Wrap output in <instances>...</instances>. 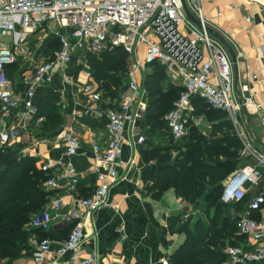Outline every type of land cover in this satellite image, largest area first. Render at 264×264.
<instances>
[{
	"label": "built area",
	"instance_id": "built-area-1",
	"mask_svg": "<svg viewBox=\"0 0 264 264\" xmlns=\"http://www.w3.org/2000/svg\"><path fill=\"white\" fill-rule=\"evenodd\" d=\"M187 1L201 25L186 16L182 0H0V146L29 141L31 145H24L21 153L34 155L30 152L40 142L36 134L43 120L35 101L36 88L52 81L57 72L66 82L73 83L74 77L65 70L74 54L84 58L88 52L100 53L122 45L132 58L130 80L117 107L101 105L102 91L94 82L86 81L79 86V92L89 102L92 101L86 110L106 119L107 138L103 144L97 142L92 147L95 152L92 170L98 182L94 192L88 196L79 193L77 184L80 178L69 161L45 155L38 161L40 168L50 175L45 181L49 189L62 188V179L69 175L66 188L74 206L60 212L64 195L57 192L44 209L33 214L27 222L25 227L28 230H48L54 217L59 218L62 225L70 226L67 238L55 245L50 237H39L35 231L32 232L34 235L29 240L35 264H47L49 254L57 258L69 254L66 264H104L95 253L83 258L78 254L85 238V217L111 204L109 186L118 179V167L123 163L121 154L127 127L135 126L146 111L148 92L143 71L150 63L159 62L166 66L171 76L183 86L173 108L165 115L175 140H181L188 134L192 119L195 123L203 120V115L192 114V98L201 96L213 107L228 112L243 143L242 156L256 159L245 162L223 181L222 201L243 200L261 181L264 151L252 145L242 122L245 117L229 51L208 31L200 0ZM39 29L56 30L58 46L36 57L31 39ZM141 45L144 46L143 57L139 55ZM22 60L28 67L21 74L20 83L24 91H18L13 87L5 66ZM242 97L248 107L251 97ZM21 102L22 107L16 117L9 121L12 110ZM60 104L62 108L67 106L64 93ZM261 116L264 120L262 110ZM145 135L138 134L134 143L143 142ZM62 139L67 156L79 152L81 141L73 131L62 133ZM263 203L264 193L261 192L254 195L247 209L239 214L238 232L251 240L226 245L230 263L252 264L264 260V217L253 215L255 209H264ZM162 264H171V261L162 259Z\"/></svg>",
	"mask_w": 264,
	"mask_h": 264
},
{
	"label": "crops",
	"instance_id": "crops-1",
	"mask_svg": "<svg viewBox=\"0 0 264 264\" xmlns=\"http://www.w3.org/2000/svg\"><path fill=\"white\" fill-rule=\"evenodd\" d=\"M200 4L208 25L220 32L236 53L239 72L238 82L235 81L237 93L240 91L242 96L251 97L246 108L257 140L248 131L246 120L242 118V122H244L252 145L259 151H264V120L261 116V110L264 111V0H200ZM247 17L250 19L248 20ZM49 34L52 32L49 31ZM45 46L43 43L39 45L35 51L36 57L45 54ZM143 53L144 46L141 45L140 57H143ZM80 57L79 54H74L65 70L67 74L74 77L73 83L66 82L57 72L52 81L37 86L36 102L50 92L57 91L60 97L64 93L67 106L66 108L61 107L63 122L57 129L45 132L38 128L36 135L40 142L30 153L36 154L38 161L44 158L43 155L65 159L75 166L80 179H86L91 175L94 176L92 170L95 155L92 149L93 144L97 142L103 144L107 138V131L105 117L98 116L93 111H87L86 107L92 101L89 102V99L79 92V86L86 81L94 82L98 86L89 70L81 68L76 71L77 67L83 64ZM27 67V63L23 60L19 61L16 72L10 76L13 87L18 91H24L20 80L22 72L24 73ZM150 69L148 66L143 73L145 74ZM167 72L171 76L168 70ZM171 81L182 85L172 76ZM118 101L117 104L113 101L114 105H109L110 102L105 100L106 105L102 103L101 105L117 107ZM147 103L148 100L145 109H147ZM92 106H94L93 103ZM21 107L22 102L12 110L9 121L16 117ZM145 116L146 111L144 117L135 126L128 125L127 127L121 154L123 163L118 167V179L109 186L111 204L100 207L85 217V238L78 250L82 258L95 253L104 264H162V259L166 258L171 261V256L186 240V233L180 228L182 223L187 217L195 220L203 214L195 203L179 195L174 187L167 188L159 198L152 197L146 189L144 174L147 170H155L158 165L155 160H145L143 142L134 143L138 134L146 133L142 126ZM42 117L44 120V116ZM196 124L200 125L204 132L211 130L210 121L206 118ZM66 131H73L81 141L79 152L70 156L65 154L66 144L62 139V133ZM245 159L247 162L256 160L253 157H245ZM69 178L68 175L62 179V188L53 189L64 195L60 212H65L74 206V201L66 188ZM90 184L93 185V182L88 180L86 185ZM97 184L95 180L91 194ZM261 192L264 193V167L261 181L248 192L249 197L243 208L233 210L234 213H232L239 217V214L247 209L250 199ZM260 214L264 217V209L260 210ZM67 226L62 225L59 218L54 217L50 227L54 228L51 231L54 237L50 236L54 240V245L62 240L59 238L61 233L57 231ZM33 235L31 233L30 238ZM248 240H251L248 236L239 238L240 243H247ZM30 246L32 248L28 252L24 251L15 264H35L33 246L31 244ZM69 256L66 254L57 258L49 254L47 264H66ZM252 264H264V260Z\"/></svg>",
	"mask_w": 264,
	"mask_h": 264
},
{
	"label": "trees",
	"instance_id": "trees-1",
	"mask_svg": "<svg viewBox=\"0 0 264 264\" xmlns=\"http://www.w3.org/2000/svg\"><path fill=\"white\" fill-rule=\"evenodd\" d=\"M57 46L58 36L55 35L49 39L46 52ZM84 58L102 91L101 103L106 105V100L109 105H114L113 101L117 104L130 80L131 54L120 45L100 53L88 52ZM82 66L80 64L76 71ZM149 66L151 69L144 74L148 105L142 126L146 135L155 132L160 138L169 136L171 141L157 143L152 136L143 141L145 160H155L158 165L155 170L145 172L146 189L152 197L159 198L167 188L174 187L190 202L199 200L203 203L201 217L195 220L187 217L182 223L180 228L186 233V240L171 256V264H232L225 247L228 243H240L239 238L243 237L238 233L239 217L233 214V209L241 210L249 196L247 194L238 202L225 203L221 193L229 172L247 162L241 156L243 143L228 112L213 107L201 96L192 98V114L203 115L209 120L211 130L204 132L192 119L188 134L175 140L165 115L173 108L183 86L171 79L165 85L169 74L161 63L153 62ZM5 67L9 76H13L18 62ZM37 103L38 114L44 116L40 130L57 129L63 122L60 94L50 92ZM24 145V142H17L0 146V264H15L24 251L28 252L32 248L29 243L32 232L36 231L39 237H54L51 235L54 228L28 230L25 227L32 215L42 211L57 191L46 187L45 181L50 175L40 168L38 157L21 153ZM89 178L80 179L77 184L84 196L90 195L94 188L95 174ZM88 180L93 185H86ZM253 215L261 218L260 210L255 209ZM69 229L67 226L58 230L59 238H67Z\"/></svg>",
	"mask_w": 264,
	"mask_h": 264
},
{
	"label": "water",
	"instance_id": "water-1",
	"mask_svg": "<svg viewBox=\"0 0 264 264\" xmlns=\"http://www.w3.org/2000/svg\"><path fill=\"white\" fill-rule=\"evenodd\" d=\"M182 4H183L184 11L186 13V16L190 20L195 22L196 24L201 25L200 19L197 16H195L192 13V11L190 10L188 1L182 0ZM206 27H207L208 31L211 32L215 37H217L225 45V47L229 51L231 59H232V63H233L235 81L238 82V78H239L238 62H237L236 53H235L232 45L226 40V38L220 32L215 30L213 27H211L210 25H207ZM238 94H239V101H240V105H241V111L245 117L247 129L250 132V134L252 135V137H254L257 140V137L253 133L251 125H250V116H249L248 110L246 108V105L244 104V99H243L240 91H238Z\"/></svg>",
	"mask_w": 264,
	"mask_h": 264
},
{
	"label": "rangeland",
	"instance_id": "rangeland-1",
	"mask_svg": "<svg viewBox=\"0 0 264 264\" xmlns=\"http://www.w3.org/2000/svg\"><path fill=\"white\" fill-rule=\"evenodd\" d=\"M49 29H46V30H37L36 32L33 33V37L31 39V42H32V46L34 48V51L38 49L39 45H41L43 43V45H47L49 39L55 37V35H57V33L54 31L52 32V34H49ZM45 49H46V46H45ZM81 63H83V66L81 68L85 69L88 71V64H87V59L86 58H82L80 59ZM148 67V65H146V68ZM169 74V73H168ZM168 79H171V76L169 74V77L165 80V85H167V82H168ZM209 121V120H207ZM200 128V125L198 126ZM201 129V128H200ZM149 136H152L153 140H155L157 143L158 142H161V143H166V141H171V138L169 136H166V137H163V138H160L159 136L156 135L155 132H152V134L150 133H147L146 137H149ZM237 168H233L229 174L226 176V178L231 175ZM219 199V197H218ZM217 200V198L215 199V201ZM196 207L197 208H200L202 209V205L203 203L200 202L199 200L195 203ZM234 210V209H233ZM198 214V212H196ZM201 214V212L199 213ZM211 214H213V208L211 210Z\"/></svg>",
	"mask_w": 264,
	"mask_h": 264
}]
</instances>
